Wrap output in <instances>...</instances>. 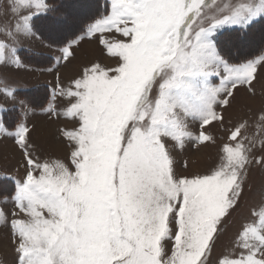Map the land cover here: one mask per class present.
<instances>
[{
	"label": "snow or ice",
	"instance_id": "6c2138e0",
	"mask_svg": "<svg viewBox=\"0 0 264 264\" xmlns=\"http://www.w3.org/2000/svg\"><path fill=\"white\" fill-rule=\"evenodd\" d=\"M4 2L0 66L19 69L17 45L37 34L35 21L53 13L46 24L55 33L66 17L48 0ZM257 26L264 0H107L79 39L95 38L114 63L89 62L67 86L57 74L54 94L66 104L45 110L72 125L57 130L66 156L36 154L27 122L9 132L0 116L25 169L22 179L0 181L14 205L0 209L12 264H264V183H249L252 170H264V99L251 120L225 119L241 89L256 97L264 54L248 58L221 40ZM74 55L68 44L61 60ZM0 94L16 97L7 84ZM214 126L228 133L218 162L192 171L185 158L178 172L189 145L216 144ZM242 207L246 215L218 249Z\"/></svg>",
	"mask_w": 264,
	"mask_h": 264
},
{
	"label": "rangeland",
	"instance_id": "374dc122",
	"mask_svg": "<svg viewBox=\"0 0 264 264\" xmlns=\"http://www.w3.org/2000/svg\"><path fill=\"white\" fill-rule=\"evenodd\" d=\"M101 1L104 4L107 3V0ZM64 5L65 8L62 9V12L66 20L63 26L55 33L48 30L47 24L45 25L46 28L44 27V31L46 30L49 39L52 41L61 42L75 33L84 21L91 18L97 12L98 2L93 0H73ZM6 8L7 3L4 2L0 11ZM106 10H101L100 14H103ZM86 15L89 16L84 19L83 17ZM98 16L95 18H98ZM95 18L89 22H85L84 30ZM7 19L8 17L6 16L0 17V20ZM84 30L71 37L61 46L53 45L42 39L36 31L37 34L34 37H22L17 45L19 49L18 55L26 65L25 67L17 69L11 66H0V90H2L3 85L7 84L16 93L15 98L0 94V110H3L0 111V116H3L4 123L8 127L9 132L14 131V126L17 123L27 122L32 129L30 143L33 146V151L44 158H64L66 156L67 148L60 139L57 130L61 127L72 126L69 121L63 118L50 119L45 114V110L49 107V104L54 106L56 111H62L66 104L63 98L54 94V89L57 88L58 83L57 74H59L60 83L67 86L69 81L89 62L100 61L106 65L114 63V61L103 55L101 46L95 38L79 39ZM221 40L222 42H228L229 46L236 45L239 49L243 50L245 55L252 52H257L252 57L264 54V28L261 26L259 29L255 28L241 38L233 37L228 41L222 37ZM68 44H72V51L75 55L70 61L65 62L61 60L62 49ZM23 50L28 51V54L35 53V56L32 58L35 63L25 60L28 57L22 55ZM43 53L51 56H46L47 58H45ZM261 77L262 79L256 85V97H249L243 89L240 90L237 102H234L233 107L225 112L226 123L229 121L235 123L245 116L249 120L252 119L253 112L261 107V101L264 99V86H262L264 85V69L261 70ZM29 89H35L33 92H36V94H33L31 91V95L27 98L20 93V91ZM21 101H25L26 106ZM208 131L216 138V144L202 147L199 150H193L189 145L184 153L177 155L178 172L185 171L180 167L181 162L185 158L192 162V171H206L218 162L219 148L226 141L228 133L220 126H214L208 129ZM24 171L23 157L14 143V139L9 135L0 133V181H4L9 176L22 179ZM249 183L259 188L261 183H264V170L260 168L252 170ZM6 187H10V185H6ZM8 195L9 192L0 191V209H3L6 213L10 212L14 207L10 200L7 203L4 201V198ZM246 213L247 208L242 207L229 218L225 232L218 242V249L229 244L236 227L240 223L241 217L246 215ZM13 255L7 227L0 224V262L2 264H12Z\"/></svg>",
	"mask_w": 264,
	"mask_h": 264
},
{
	"label": "trees",
	"instance_id": "16d2710c",
	"mask_svg": "<svg viewBox=\"0 0 264 264\" xmlns=\"http://www.w3.org/2000/svg\"><path fill=\"white\" fill-rule=\"evenodd\" d=\"M73 0H48V3L54 7V8H57L59 9L61 12H62V9L65 8V5L64 4H68L69 2H71ZM93 1H96L98 2V6H97V12L91 17L89 18L88 20L84 21L83 24L81 25V27L75 32L73 33L72 35L68 36L67 38H65L63 41L61 42H57V41H52L49 39L48 37V34L46 32V30L44 31V27L46 25V21L49 20V19H52L54 18V14L53 13H49L48 16L44 19H41V20H36L35 21V30L38 32V34L42 37V39L52 43V44H56V45H62L63 43H65L67 40H69L71 37L77 35L78 33L82 32V30H84V26H85V22H89L90 20H92L93 18L97 17L99 14H100V11L101 10H104V9H107V3H102L101 0H93ZM46 28V27H45ZM257 29L260 28V26H257L256 27ZM244 34L243 33H237V32H232V31H225L223 33V35L221 36V38H226L228 41H230L233 37H243ZM27 53V54H26ZM257 52H252L250 54H247L246 56L247 57H252L256 54ZM22 55H26V57L28 58H25V60L27 62H33L32 58L35 56V53H31V54H28V51H25L23 50L22 51ZM35 63V62H33ZM31 91H35V89H29V90H25V91H20V93L22 95H24V97L26 96L27 98H29V96L31 95ZM39 92V91H38ZM37 92V93H38ZM33 94H36V92H33ZM32 94V95H33Z\"/></svg>",
	"mask_w": 264,
	"mask_h": 264
},
{
	"label": "crops",
	"instance_id": "0c3cea01",
	"mask_svg": "<svg viewBox=\"0 0 264 264\" xmlns=\"http://www.w3.org/2000/svg\"><path fill=\"white\" fill-rule=\"evenodd\" d=\"M53 45H56V44H53ZM57 46V45H56ZM61 46V45H60ZM45 56V58H47V57H49V56H51V55H49V54H46V53H43ZM47 56V57H46Z\"/></svg>",
	"mask_w": 264,
	"mask_h": 264
},
{
	"label": "bare ground",
	"instance_id": "6f19581e",
	"mask_svg": "<svg viewBox=\"0 0 264 264\" xmlns=\"http://www.w3.org/2000/svg\"><path fill=\"white\" fill-rule=\"evenodd\" d=\"M95 4V3H94ZM93 12V11H92ZM89 15L84 16L83 18L86 19ZM82 18V19H83ZM66 20V19H65ZM70 20V19H69ZM72 24V23H71ZM67 26V25H66ZM70 27V26H69ZM71 30V29H70Z\"/></svg>",
	"mask_w": 264,
	"mask_h": 264
}]
</instances>
